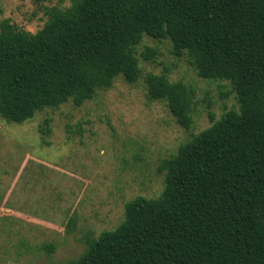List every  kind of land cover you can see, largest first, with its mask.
<instances>
[{"label": "trees", "instance_id": "16d2710c", "mask_svg": "<svg viewBox=\"0 0 264 264\" xmlns=\"http://www.w3.org/2000/svg\"><path fill=\"white\" fill-rule=\"evenodd\" d=\"M45 14L34 33L0 22L8 122L68 101L81 106L118 76L137 82L145 34L170 39L174 55H187L202 78L228 81L239 102L162 160L160 196L129 200L122 222L90 238L70 264H264V0H71ZM144 80L148 97L190 129L195 89L165 73Z\"/></svg>", "mask_w": 264, "mask_h": 264}, {"label": "rangeland", "instance_id": "374dc122", "mask_svg": "<svg viewBox=\"0 0 264 264\" xmlns=\"http://www.w3.org/2000/svg\"><path fill=\"white\" fill-rule=\"evenodd\" d=\"M70 5L0 0V22L9 18L34 33L48 7ZM148 48L155 54L145 59ZM136 55L142 73L133 84L118 76L81 106L68 101L22 123L0 116V264H70L90 238L122 222L129 200L161 195L163 159L228 110H239L231 84L200 77L187 55L173 54L170 39L145 34ZM148 72L195 89L190 129L177 123L165 101L148 97ZM46 120L50 132L43 135ZM46 243L54 250L47 252Z\"/></svg>", "mask_w": 264, "mask_h": 264}]
</instances>
